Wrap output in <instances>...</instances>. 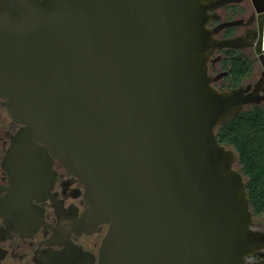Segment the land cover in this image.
Wrapping results in <instances>:
<instances>
[{
    "label": "water",
    "instance_id": "water-1",
    "mask_svg": "<svg viewBox=\"0 0 264 264\" xmlns=\"http://www.w3.org/2000/svg\"><path fill=\"white\" fill-rule=\"evenodd\" d=\"M206 1L0 0V97L23 124L14 190L59 159L85 221L108 225L99 264H264L248 262L264 231L216 135L258 91L211 85L212 51L236 40L205 27ZM42 263L90 264L69 245Z\"/></svg>",
    "mask_w": 264,
    "mask_h": 264
},
{
    "label": "flooded vegetation",
    "instance_id": "flooded-vegetation-1",
    "mask_svg": "<svg viewBox=\"0 0 264 264\" xmlns=\"http://www.w3.org/2000/svg\"><path fill=\"white\" fill-rule=\"evenodd\" d=\"M204 5L205 27L214 38L236 40V46L212 51L208 61L211 85L219 91L239 87L257 90L259 101L242 110L264 108V11L257 12L264 7V0H207ZM22 127L12 117L7 100L0 97V264H43L48 253L67 245L82 251L88 263L99 264L108 225L94 229L85 221V187L59 159L52 157L51 174L41 177L36 189L25 181L14 190L16 178L9 170V149ZM255 217L259 216L253 215V228L264 231V224L256 225ZM260 261H264L260 255L248 260Z\"/></svg>",
    "mask_w": 264,
    "mask_h": 264
},
{
    "label": "trees",
    "instance_id": "trees-1",
    "mask_svg": "<svg viewBox=\"0 0 264 264\" xmlns=\"http://www.w3.org/2000/svg\"><path fill=\"white\" fill-rule=\"evenodd\" d=\"M216 135L238 154L236 165L247 177L250 209L253 215L264 216V108L242 110L224 122Z\"/></svg>",
    "mask_w": 264,
    "mask_h": 264
},
{
    "label": "rangeland",
    "instance_id": "rangeland-1",
    "mask_svg": "<svg viewBox=\"0 0 264 264\" xmlns=\"http://www.w3.org/2000/svg\"><path fill=\"white\" fill-rule=\"evenodd\" d=\"M235 167L238 168L237 165H235ZM254 220H255L256 225H260L262 223L264 224V218H263V216L255 217Z\"/></svg>",
    "mask_w": 264,
    "mask_h": 264
}]
</instances>
